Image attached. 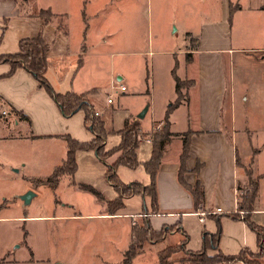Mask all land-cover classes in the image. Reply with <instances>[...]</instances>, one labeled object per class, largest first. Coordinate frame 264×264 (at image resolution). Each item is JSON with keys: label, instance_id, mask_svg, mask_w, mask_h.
<instances>
[{"label": "crops", "instance_id": "crops-1", "mask_svg": "<svg viewBox=\"0 0 264 264\" xmlns=\"http://www.w3.org/2000/svg\"><path fill=\"white\" fill-rule=\"evenodd\" d=\"M86 1L90 9L91 25L85 23L83 26V6ZM113 1L121 3L125 0H107L109 4ZM151 2L155 16L159 12L168 15L169 21L176 24V29L178 16L185 17L195 7V0H146V5L151 6ZM206 3H212L213 7L204 10L203 24L219 25L220 30L207 29L206 36L197 39L191 36V30L185 31L187 29L181 26V32L193 38L191 45L186 44V41L179 51L164 50L168 55L180 58L178 74L175 75L181 81L192 82L190 87L182 89L185 98L170 110L167 124L166 110L176 100L174 80L175 99L162 104L160 117H156L157 113L151 102L146 105L145 115L150 112V126L147 130L142 128L143 118L139 119L138 114L125 118L129 121L138 119L139 128L146 134L154 126L157 130L166 126L171 133L169 140L164 143L156 173L159 210L152 213L150 198L134 194L143 201L142 210L124 215L119 213L122 212L119 209L115 214H107L106 211L100 216L116 219L128 217L133 222H137V218H143L142 223L146 219L154 231L170 227L166 234L181 235V231L173 229L178 226L188 236L189 226L193 222L187 218L191 217L202 226V245L204 233H214L219 225L221 235L217 249L224 255H235L244 247L252 251L258 250L256 235L242 219L245 212L239 208L241 194L247 190L249 181H256L257 186L250 221L264 228V107L261 109L262 103H259V87L264 89V70H260L264 69V0H207ZM91 5L93 0H0V55L18 52L21 38L40 35L47 47V68L44 74L47 85L57 93L86 92L93 111L98 112L97 116L101 118L100 111L91 102V96L100 87L99 78L104 63L101 51L95 50L98 42L101 39L102 42L106 41L103 36L109 37L108 54L113 57H127L135 53L130 47L133 38L130 35L115 37L116 31L111 29L115 25L103 23L101 26L98 19L100 10L93 9ZM127 9L119 6L115 8V12L123 18L118 24L114 21L116 26L133 27L141 19L134 17L132 20ZM40 10L49 12L47 20L39 15ZM86 36L90 39L88 49L84 45ZM93 50L94 53H89ZM186 54L191 55L189 61H186ZM108 69L109 74L112 73L111 66ZM9 70L8 63H0V112L6 111L8 118H0V141L9 139V125L20 124L25 125L27 131L23 135L16 133L18 138H12L13 140L58 141L64 149V156L62 153L51 155L54 164L47 167L51 174L65 158L67 147L64 135L86 143L93 138V133L84 129L83 111H78L69 118L63 117L56 103L43 87L38 86L30 72L24 68H15L7 75ZM226 97L228 101L225 100ZM226 109L229 112V122H224L223 119ZM6 115L0 114V117ZM175 115L182 119L181 129L174 128ZM9 119L12 124L8 122ZM72 122L77 125L76 129L71 128ZM184 132L191 133L184 179L192 186L199 182L203 189V204L197 209H194L189 193L177 180L182 149L181 134ZM141 143L149 144V148L144 150L139 149V146L137 149V160L140 162L138 166L141 165L143 176L138 180L134 178L133 181L146 186L150 176L146 174L142 164L148 161L151 154L149 137ZM140 150L142 159L138 158ZM116 156L108 157L111 164ZM120 167L125 166L120 165L116 170L121 182L132 183L133 181L126 183L122 178ZM36 180L38 179L34 181ZM134 196L125 198L124 206ZM217 208L221 211L205 214L202 216L204 220L200 221L199 212L211 213ZM233 213L241 218L230 217L229 214ZM152 219L156 220L154 225ZM189 240L190 236L187 243ZM201 247L190 251L197 252ZM214 252V249L207 250L209 255Z\"/></svg>", "mask_w": 264, "mask_h": 264}, {"label": "rangeland", "instance_id": "rangeland-1", "mask_svg": "<svg viewBox=\"0 0 264 264\" xmlns=\"http://www.w3.org/2000/svg\"><path fill=\"white\" fill-rule=\"evenodd\" d=\"M206 1L195 0V7L185 17L178 16L176 29V24L169 21L168 15L159 12L155 16L152 2L151 6H147L146 0L113 1L111 4L107 0H93L92 8L100 10L99 24L115 25L111 28L116 31L115 37L130 35L133 38L130 47L135 53L127 57L111 56L108 54L110 38L105 36L103 38L106 41L102 42L101 39L95 48L103 54L104 63L99 78L100 87L95 94L92 93L91 102L100 111L107 147L117 144L119 139L116 132L122 127L125 118L140 113L150 102L155 107L156 117H160L162 104L174 101L173 73L178 74L180 58L168 55L164 50L179 51L184 42L190 44L193 41L189 34L181 32V26L187 29L185 31L191 30V36L197 39L204 38L207 29L220 30L219 25L203 24L204 10L213 7L212 3L208 5ZM85 3L83 26L85 23L91 25L88 1ZM117 6L128 8V16L132 20L134 17L141 19L133 27L116 26L123 20L115 12ZM89 40L86 36L84 45L87 49L90 47ZM89 53H94V50ZM110 66L112 73L109 74ZM121 86L126 90H120ZM259 90L263 98L264 89L259 87ZM261 97L259 103H262V109L264 100ZM106 99L112 103H107ZM225 100L228 101V98ZM149 113L142 120L141 126L145 130L150 126ZM0 118L8 119L7 115ZM223 119L229 122L228 111L223 113ZM8 122L12 124V120ZM181 123L182 119L175 115L176 130L181 129ZM76 126L72 122L71 128L76 129ZM9 127V139L0 141V264H124L123 258L130 252H135V255L129 264H157L160 250L166 247L174 248L167 249L163 254L168 255L167 264H192L188 252L202 245V226L196 219L187 218L193 222L189 226L190 240L185 247L189 251L176 247L184 237L182 234L169 233L160 240L134 237L131 229L138 228L143 218L133 222L128 217L116 219L108 215L100 216L107 211L106 202L117 197V192L104 176L106 165L111 164L110 157L98 161L91 150H77L74 173L61 176L57 187L53 188L34 180L50 174L47 167L54 164L51 155L62 153L64 156L60 143L54 140L16 141L12 139L18 138L16 133L23 135L27 129L23 124L11 126L10 130ZM155 127L150 134L164 131L163 128L157 130ZM84 129L88 131L86 126ZM139 146V149L149 148L146 143H139ZM141 153L142 150L138 152L139 159L143 158ZM119 170L126 183L143 176L141 165L133 171L126 167H120ZM27 191H31L34 196L25 204L21 197ZM125 206L119 213L128 215V212L142 210L143 201L134 196ZM151 221L153 225L156 223L155 219ZM246 257L254 260L249 255ZM259 260L264 263L263 258ZM212 264L242 263L231 259Z\"/></svg>", "mask_w": 264, "mask_h": 264}, {"label": "trees", "instance_id": "trees-1", "mask_svg": "<svg viewBox=\"0 0 264 264\" xmlns=\"http://www.w3.org/2000/svg\"><path fill=\"white\" fill-rule=\"evenodd\" d=\"M39 15L47 20L50 16L49 12L41 11ZM47 47L42 41L40 35L31 38H21L19 40V50L16 53H7L6 55H0V63H8L10 65L11 72L15 68H24L26 71L30 72L38 86L43 87L47 93L50 95L53 102L56 103L60 114L63 117L69 118L72 114L83 111L84 114V126H86L93 133V138L82 143L76 139L70 137L69 135H64L63 138L66 143L67 151L65 158L61 161V164L56 166L51 174L45 178L38 179L37 182L45 183L50 187H55L59 181V177L66 174L72 175L76 168L75 162V152L77 150H92L98 161H104L110 156L117 155L112 164L106 165L104 176H106L108 183L113 187V189L118 193V196L106 202L107 214H115L119 209L124 208V199L134 196V194H142V197L150 198V210L152 213H157L159 210V205H157V190H156V173L158 171L161 154L163 151L164 143L169 140L171 133L168 131L166 126L164 131H154L152 134L143 133L139 128V120L133 119L131 121L125 120L121 128L117 129V135L119 140L116 146L107 147L105 146L106 131H104L103 120L99 116H94V111L90 102L87 100V93L77 94L72 91L66 93L53 92L51 88L47 85L44 74L47 68ZM190 54H186V61L190 60ZM175 82V94L176 100L166 110L165 123L167 124V118L170 110L176 107L185 97L182 93L183 88H188L191 86L192 82L181 81L176 75H174ZM165 124V125H166ZM190 132H184L181 134L182 149L179 154V166L177 170V180L183 189H185L192 199V204L194 209L202 206L203 202V189L201 188L199 182L194 183V185H189L184 179V173L186 172L185 161L187 160L188 150H189V137ZM149 136L151 144V154L148 161L144 162L143 168L147 175L150 176L149 184L146 186L141 185L138 182L133 181L129 184H124L119 179L116 174L118 166H125L127 168L133 169L140 164L137 160V149L139 143ZM257 193L256 181H249L248 188L245 193L241 194L239 200V208L243 209L245 214L242 219L246 222L248 227L256 235V247H258L257 252L252 251L250 248H242L240 252L235 255H224L221 251L217 249V243L220 238V226L218 225L214 233L208 234L204 233L203 245L200 250L190 254L192 264H212L228 261L231 259H236L242 264H264L260 262V258L264 259V228L260 225H256L250 221V213L253 210L254 199ZM100 196V195H99ZM232 218H241L239 215L233 213L229 214ZM136 226V225H135ZM176 231H181L184 236L180 243L176 246L179 249H185L186 243L189 236L178 226L173 228ZM170 227L162 228L158 231H154L151 228L150 223L145 219L142 225L138 228L132 227V236L142 238L143 240H160L166 236L167 231ZM173 250L172 247H166L160 250L158 254L157 264H167V256H163L166 250ZM208 249L216 250L215 254L209 255L207 253ZM189 251V250H188ZM135 255V252H130L128 255L124 256V264H129L131 258ZM249 255L254 257V260H249L246 257Z\"/></svg>", "mask_w": 264, "mask_h": 264}, {"label": "water", "instance_id": "water-1", "mask_svg": "<svg viewBox=\"0 0 264 264\" xmlns=\"http://www.w3.org/2000/svg\"><path fill=\"white\" fill-rule=\"evenodd\" d=\"M146 109H147V106L140 113H138L137 117L139 119H142L145 116ZM32 196H34V194L31 191H27V193L23 194L21 198L24 201V203L27 204L30 201Z\"/></svg>", "mask_w": 264, "mask_h": 264}, {"label": "built area", "instance_id": "built-area-1", "mask_svg": "<svg viewBox=\"0 0 264 264\" xmlns=\"http://www.w3.org/2000/svg\"><path fill=\"white\" fill-rule=\"evenodd\" d=\"M125 89V87L124 86H121L120 87V90H124ZM107 102L108 103H110L111 102V100L110 99H107ZM0 114L1 115H6L7 114V112L6 111H4V110H2L1 112H0ZM94 116H97L98 115V113L97 112H94V114H93ZM219 211H221L220 210V208H217L215 211H212L211 213L210 212H208V213H204V212H199L198 214L199 215H201L200 217H199V219H200V221H203L204 219L202 218V216H204L205 214H208V215H211V214H213V213H215V212H219Z\"/></svg>", "mask_w": 264, "mask_h": 264}]
</instances>
